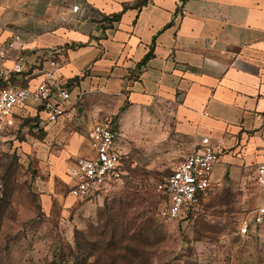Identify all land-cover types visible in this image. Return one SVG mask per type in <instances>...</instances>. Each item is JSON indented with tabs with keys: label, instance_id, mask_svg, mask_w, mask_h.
I'll return each instance as SVG.
<instances>
[{
	"label": "crops",
	"instance_id": "obj_1",
	"mask_svg": "<svg viewBox=\"0 0 264 264\" xmlns=\"http://www.w3.org/2000/svg\"><path fill=\"white\" fill-rule=\"evenodd\" d=\"M73 5L100 16H81ZM14 32L26 41L25 68L11 73V84L34 86L53 48L60 79L72 86L74 102L56 122L45 125L36 110L44 128L86 99L103 121L116 117L122 157L131 146L175 150L172 170L208 137L221 150V176L236 185L254 174L264 154V0H0V44ZM99 96L113 105L100 112ZM93 125L69 137L58 170L89 152Z\"/></svg>",
	"mask_w": 264,
	"mask_h": 264
},
{
	"label": "rangeland",
	"instance_id": "obj_2",
	"mask_svg": "<svg viewBox=\"0 0 264 264\" xmlns=\"http://www.w3.org/2000/svg\"><path fill=\"white\" fill-rule=\"evenodd\" d=\"M107 99L97 98V110L113 105ZM89 105L79 100V109L44 128L29 103L0 127V264H264V229L237 232L262 200L253 171L235 185L213 169L198 211L167 220L157 185L175 150L153 155L131 146L116 189L96 201L69 197L57 157L71 135L103 121ZM108 120L117 127L115 116Z\"/></svg>",
	"mask_w": 264,
	"mask_h": 264
},
{
	"label": "built area",
	"instance_id": "obj_3",
	"mask_svg": "<svg viewBox=\"0 0 264 264\" xmlns=\"http://www.w3.org/2000/svg\"><path fill=\"white\" fill-rule=\"evenodd\" d=\"M72 10L88 18L100 16L90 6L73 5ZM25 43L24 36L14 32L9 40L0 44V127L11 121L17 109L29 103H34L44 114L43 121L48 126L63 116L74 102L71 84L60 79L62 62L55 56L53 48L46 51L41 79L34 86L10 83L11 73L25 68V57L21 52ZM7 59L13 60L11 68L4 65ZM119 137L110 121L93 125L89 133V152L71 158L65 165L68 195L81 201H96L120 185L123 171ZM220 154L221 150L208 137H203L198 147L187 153L164 182L157 185V191L166 197L161 213L167 220L198 211L201 202L212 191L211 175ZM254 181L262 200L238 223L237 232L243 236L258 234L264 229V154L256 163Z\"/></svg>",
	"mask_w": 264,
	"mask_h": 264
},
{
	"label": "trees",
	"instance_id": "obj_4",
	"mask_svg": "<svg viewBox=\"0 0 264 264\" xmlns=\"http://www.w3.org/2000/svg\"><path fill=\"white\" fill-rule=\"evenodd\" d=\"M134 5H136V3ZM119 16H120V13H116V14H112L111 16H105V17H103V20L108 21V22L116 21V20H118ZM149 55H150V53L145 56V59L148 58ZM114 128L116 129V127H114Z\"/></svg>",
	"mask_w": 264,
	"mask_h": 264
}]
</instances>
